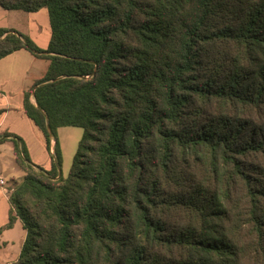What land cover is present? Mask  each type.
<instances>
[{"label":"trees","instance_id":"16d2710c","mask_svg":"<svg viewBox=\"0 0 264 264\" xmlns=\"http://www.w3.org/2000/svg\"><path fill=\"white\" fill-rule=\"evenodd\" d=\"M0 6L50 26L45 49L0 27V58L48 60L23 108L50 168L0 133L23 174L0 227L26 230L11 264H264V0ZM62 126L82 134L55 178Z\"/></svg>","mask_w":264,"mask_h":264},{"label":"crops","instance_id":"0c3cea01","mask_svg":"<svg viewBox=\"0 0 264 264\" xmlns=\"http://www.w3.org/2000/svg\"><path fill=\"white\" fill-rule=\"evenodd\" d=\"M0 27L14 29L28 36L38 47L45 49L50 37V26L48 12L45 7L37 11L25 12L21 10H6L0 6ZM38 60H46L42 57L34 56L25 48L14 50L0 58V133L8 131L20 136L27 148L29 157L33 163L49 169L51 165L50 152L47 151L44 137L33 121L25 114L23 108L24 92L31 89L33 83L44 74L43 66L33 73V68ZM48 65V63H47ZM30 100L34 102L31 94ZM63 127L57 129L60 130ZM53 141H51L52 151ZM62 153V169H64V152ZM76 148L71 151L74 155ZM0 152H4L6 157L13 158V144L6 140L0 143ZM72 162V161H71ZM14 169V167H12ZM0 178L3 179L2 176ZM4 180V179H3ZM5 185V180L4 184ZM0 185V227L8 219L10 208L9 195L5 193L4 187ZM20 222L23 231L18 232L19 250L15 258H8L3 254L2 248H6L10 239L4 238L3 229L0 233V264H11L18 257L21 246L26 237V230L20 219H15L13 225ZM13 225L10 227L12 228ZM8 228H5L6 230ZM5 252V251H4Z\"/></svg>","mask_w":264,"mask_h":264},{"label":"rangeland","instance_id":"374dc122","mask_svg":"<svg viewBox=\"0 0 264 264\" xmlns=\"http://www.w3.org/2000/svg\"><path fill=\"white\" fill-rule=\"evenodd\" d=\"M47 63L48 61L46 60H38L32 72L36 73L38 69L42 68V66V70L44 72L47 68ZM81 134L82 129L80 127L75 126H66L57 131L59 145L61 146V148H63L64 152V169H62L61 167L63 176H66L69 171L73 157L71 151L77 148V144L81 137ZM12 167H14V169ZM22 175L23 174L18 168V166L15 164L14 159L6 157L4 152H0V176H2L5 180V185L3 186H8V195L13 192L16 183L21 180ZM22 231L23 228L20 222L15 223L12 228H8L6 230L3 229L4 238L8 237L10 239V242L8 243L6 248H2L3 254L8 258H15L19 250L18 248L20 238H18V232Z\"/></svg>","mask_w":264,"mask_h":264},{"label":"water","instance_id":"95a60500","mask_svg":"<svg viewBox=\"0 0 264 264\" xmlns=\"http://www.w3.org/2000/svg\"><path fill=\"white\" fill-rule=\"evenodd\" d=\"M32 95H33V92H32ZM47 128L49 129L48 123H47ZM61 174H62V171L59 170V173H58V175L55 178H58Z\"/></svg>","mask_w":264,"mask_h":264},{"label":"built area","instance_id":"2783aa9c","mask_svg":"<svg viewBox=\"0 0 264 264\" xmlns=\"http://www.w3.org/2000/svg\"><path fill=\"white\" fill-rule=\"evenodd\" d=\"M4 184V180L2 178H0V185ZM5 193L7 194V188L5 189Z\"/></svg>","mask_w":264,"mask_h":264}]
</instances>
